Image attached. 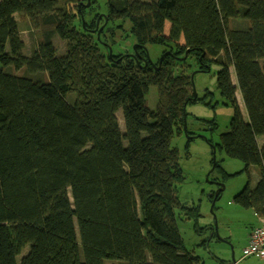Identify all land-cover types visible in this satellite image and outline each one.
I'll return each mask as SVG.
<instances>
[{"label":"trees","instance_id":"16d2710c","mask_svg":"<svg viewBox=\"0 0 264 264\" xmlns=\"http://www.w3.org/2000/svg\"><path fill=\"white\" fill-rule=\"evenodd\" d=\"M88 2L0 0V264H17L27 246L21 264H204L178 227L177 216L197 221L200 207L178 196L185 177L172 143L186 123L190 155L200 135L188 127L187 108L213 96L195 98L191 75L220 65L217 88L234 115L220 142H207L213 156L224 151L259 169L256 186L249 181L233 201L264 216V0H107L100 40L98 1ZM16 15L37 33L30 57ZM234 19L246 26L232 27ZM129 33L139 60L145 47H163L154 66L134 51L115 53ZM55 36L66 42L64 56ZM203 123L218 128L216 119ZM214 194L212 203L222 193Z\"/></svg>","mask_w":264,"mask_h":264},{"label":"rangeland","instance_id":"374dc122","mask_svg":"<svg viewBox=\"0 0 264 264\" xmlns=\"http://www.w3.org/2000/svg\"><path fill=\"white\" fill-rule=\"evenodd\" d=\"M98 12L100 15H106L107 0H97ZM143 2L153 0H140ZM19 22L21 39L25 44L23 51L24 55L30 57L36 46L37 33L29 29L27 20H24L19 15H16ZM232 27H244V21L231 20ZM170 24L167 23L165 31L168 32ZM54 47L57 50L58 56H64L66 52V42L61 40L58 36L53 38ZM134 38L129 33L125 39H118L114 47L115 53L122 51H134ZM150 57L157 60L163 51V47L157 45H150L148 47ZM220 70V65L213 64L210 72H198L195 76V90L200 98H204L207 90L213 94L212 97L206 99L205 102H197L189 105L187 112L190 114L188 119V127L190 130L198 133L191 142L189 147V156L187 155L188 137L186 133L176 135L173 139V147L180 152V163L184 173L185 181L178 185V196L180 200L189 205H196L200 207V217L193 220H183L178 217V227L181 232L184 246L187 251L193 252L201 258L204 264H248L245 261L241 263H234L235 260L242 258L245 242L243 239L249 230L257 225L258 220L254 211L242 208L234 203V197L246 187L249 181L253 182L259 176V169L251 166L248 171L246 165L236 159H231L225 155L224 151H216L215 158L221 162L223 169L228 176L223 182L219 170L212 169V149L207 142L208 137L215 143L220 142V135L226 133L230 129L231 119L234 115V110L230 106L222 104V97L217 88V76ZM9 72L16 75L26 74L25 69L14 70L8 69ZM198 71V70H197ZM196 72V71H194ZM32 77H40L47 80V74L35 73ZM234 78V74L232 73ZM235 83V82H234ZM240 98L241 94L239 93ZM237 97V95H236ZM70 102L74 101V95L67 96ZM149 108L156 109L157 106V88L151 87L149 95L147 96ZM219 102L217 108L209 106ZM240 106V105H239ZM241 108V107H240ZM243 110V108H242ZM118 121L122 130H124V122L122 112L117 113ZM197 118V119H196ZM216 119L218 128L214 132L205 131L208 124L203 121H211ZM245 119H247L245 111ZM206 137V138H205ZM210 173V176H209ZM209 178V180L207 179ZM213 182V183H212ZM216 183L224 184L221 198L215 202V209L209 196L212 192L218 190ZM252 185V183H251ZM217 229L216 235L212 236V230L209 227ZM205 231L198 232L197 228H206ZM228 239V242L223 240ZM231 240V241H230ZM204 241H209L206 245ZM30 246H27L21 256L17 258V264H21L22 258L29 252ZM244 260V259H243ZM105 264H121L117 261H105Z\"/></svg>","mask_w":264,"mask_h":264},{"label":"water","instance_id":"95a60500","mask_svg":"<svg viewBox=\"0 0 264 264\" xmlns=\"http://www.w3.org/2000/svg\"><path fill=\"white\" fill-rule=\"evenodd\" d=\"M90 1L91 0H89V2H88V6H90ZM84 19V18H83ZM101 19H105V23L103 24V26H101V28H99V23H100V21H101ZM84 21V20H83ZM108 22H109V20H108V18L106 17V15H100V17L98 18V21H97V29L96 30H94L93 32H97V36H98V39L100 40V36H101V32L103 31V29L106 27V25L108 24ZM145 49V52H146V58H142L141 60H139V59H137L136 58V54H137V45L135 44V46H134V53H132V54H130V56L131 57H133V58H135V59H137V62L138 63H140V61H143L144 62V67L145 66H147L149 63H151L153 66H154V62L152 61V58L150 57V54H149V50H148V48H144ZM109 52H110V54L112 55V53H113V51H112V49H111V47L109 48ZM186 58H187V54L183 57V58H178L179 60H186ZM161 62H162V58H161V60H160V62H159V67H160V65H161ZM158 67V68H159ZM210 70V69H209ZM198 72H201V71H196V72H193V74L191 75V79H192V84H193V91H194V96H195V98H197V96H198V94L196 93V90H195V76H196V74L198 73ZM185 133H186V129H187V124L185 123ZM206 138V137H205ZM208 140V139H207ZM215 152V151H214ZM213 161H214V164H213V166H212V169H211V171H210V173H212L214 170H215V168H216V158H215V155H214V157H213ZM210 173H209V176H210ZM208 180H209V178H207ZM213 183V182H212ZM219 187H218V190L215 192V197H218L221 193H222V191H223V189H224V187H225V185L224 184H221V183H216ZM214 206H215V202H213V208H212V210H214ZM215 233H217V229L215 230ZM224 242H227V241H225V240H223ZM233 261H234V263H236V260H235V257H234V254H233Z\"/></svg>","mask_w":264,"mask_h":264},{"label":"built area","instance_id":"2783aa9c","mask_svg":"<svg viewBox=\"0 0 264 264\" xmlns=\"http://www.w3.org/2000/svg\"><path fill=\"white\" fill-rule=\"evenodd\" d=\"M256 257L264 262V216L259 217V225L251 232L242 259Z\"/></svg>","mask_w":264,"mask_h":264},{"label":"crops","instance_id":"0c3cea01","mask_svg":"<svg viewBox=\"0 0 264 264\" xmlns=\"http://www.w3.org/2000/svg\"><path fill=\"white\" fill-rule=\"evenodd\" d=\"M233 82H235L234 84H236L235 78H233ZM239 93H240V92H237V93H236V95H237V101H238V104L240 105L239 107H241L240 109H241V111H242V114H243V116L245 117V108H244V105H243V100H242V98H240ZM242 108H243V110H242ZM258 143H259V145H260L261 148H264V137H259V138H258ZM258 181H259V176H258L257 179H255L253 182H251V183H252V186H256V184L258 183ZM252 211H253V210H252ZM255 214H256V213H255ZM256 216H257V215H256ZM257 220H258L257 225L253 226V227L251 228V230H249L248 233L246 234V237L243 239V241L245 242L244 247H246L247 244H248V241H249V237H250L251 232H252V231H253V230L259 225V217H258V216H257ZM227 240H228V239H225V241H227ZM228 241H229V240H228ZM228 241H227V242H228ZM230 241H231V240H230ZM242 261H245V262H247L248 264H264L263 261L259 260V259L256 258V257H248V258H245L244 260H243L242 258H240V259H238L236 262H237V263H241Z\"/></svg>","mask_w":264,"mask_h":264}]
</instances>
